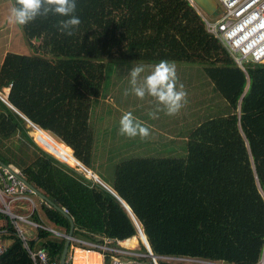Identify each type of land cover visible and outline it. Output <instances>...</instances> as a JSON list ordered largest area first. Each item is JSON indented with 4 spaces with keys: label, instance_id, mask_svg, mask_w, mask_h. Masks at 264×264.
Instances as JSON below:
<instances>
[{
    "label": "trees",
    "instance_id": "trees-1",
    "mask_svg": "<svg viewBox=\"0 0 264 264\" xmlns=\"http://www.w3.org/2000/svg\"><path fill=\"white\" fill-rule=\"evenodd\" d=\"M76 5L81 23L74 35L57 27L70 17L38 16L20 25L30 54L8 53L0 68V92L10 88L8 101L24 117L0 101V161L23 172L28 184L62 211L33 189L30 196L40 209L30 221L67 234L66 210L73 237L131 238L126 245L134 248L136 229L117 196L55 157L95 170L104 154L97 129L103 127L97 124L102 98L114 95L118 86L109 93L111 61L123 65V73L134 65L148 69L146 63L153 69L160 60L205 64L227 113L191 130L183 157L121 161L110 185L143 225L156 256L225 264L264 261V62H245L241 68L208 32L204 16L216 19L202 11L203 16L190 0H76ZM158 107L163 108L157 102L147 110ZM32 132L54 157L37 145ZM0 231V264H41L25 241L59 263L65 237L40 228L35 238L24 232V240L13 223ZM76 252L73 264H102L99 253Z\"/></svg>",
    "mask_w": 264,
    "mask_h": 264
},
{
    "label": "rangeland",
    "instance_id": "rangeland-1",
    "mask_svg": "<svg viewBox=\"0 0 264 264\" xmlns=\"http://www.w3.org/2000/svg\"><path fill=\"white\" fill-rule=\"evenodd\" d=\"M14 6V0H0V58L4 52V45L12 50L16 49L18 54H30L29 46H26L24 42L25 37L23 29L19 24L8 22L10 11ZM35 43L38 44L37 42ZM146 65L149 67L148 69L145 68V71L141 73L138 78V83L142 82L143 78L149 75L153 70L151 69V64L146 63ZM120 66L123 65L114 61H111L109 64V70L112 71V77L109 80V93H112L115 87L118 86L114 95H108L106 99L102 98L103 101L106 100V102L103 103L104 109L102 111L101 107H99L101 116L97 120V124L103 126L102 129L96 124L98 126L97 129H100V140L98 144L101 143V145H99L100 150L104 154L96 159L97 166L95 170L92 171L99 174L101 179H104L109 184L115 179L116 165L121 161L131 158H179L185 156L186 149L183 148V143L187 142L188 133L191 130L193 131L197 125L210 118L225 115L229 109L225 99L215 89L213 81L206 75L204 71L205 64L180 63L175 65L178 77L177 88H179L180 84H183L184 90L187 92V102L177 114L169 116L166 115L164 111H158V118L153 119L149 116V113L157 110H147L146 103L151 101V106H153L157 103V100L147 94L143 99L138 98L131 90L130 72L125 71V73H123L124 69H119ZM135 66L137 65H134V67ZM125 91L128 92L127 95H125ZM126 112H131L136 119L147 126L150 135L145 138H141L139 135L134 138L121 135L119 132V121ZM97 115L96 118H98ZM35 134L34 132L30 133V136L33 137L34 140L36 138ZM53 138L59 141L56 137ZM37 145L44 150L39 143H37ZM44 151L47 152L46 150ZM108 152L110 154H108ZM57 160L74 170L77 169V171L84 173L86 177L90 176V173L85 169H80L75 165H68L58 158ZM88 178L95 180V178L91 176ZM35 200L37 203L39 202L36 196ZM0 207L2 208L1 203ZM39 209L38 204H35L33 207L31 203L26 201L15 202L12 205V212L23 217H29L33 212L39 211ZM11 223V217L2 214L0 217V230L7 229ZM20 225L25 234L31 238L36 237V228L29 224L20 223ZM136 236L138 237V232H136ZM143 240L145 241V239ZM141 242V239L138 237V244L135 247H138L137 251L145 253L143 243ZM116 244L117 243L114 245ZM124 244L126 245V241ZM127 245L132 248L128 243ZM120 257L124 258V256L121 255ZM126 258L129 257L126 256ZM187 263L194 264L199 262Z\"/></svg>",
    "mask_w": 264,
    "mask_h": 264
},
{
    "label": "built area",
    "instance_id": "built-area-1",
    "mask_svg": "<svg viewBox=\"0 0 264 264\" xmlns=\"http://www.w3.org/2000/svg\"><path fill=\"white\" fill-rule=\"evenodd\" d=\"M221 7V15L216 18L215 21L204 20L207 24L208 32L218 37L231 55L235 58L236 62L243 68L245 62H263L264 61V0H217ZM33 192V188L28 184L23 172L17 170L14 167L0 165V213L10 216L12 223L18 228L20 235L24 240V230L21 228L20 223L31 224L34 228L44 229L52 232L54 235H61L65 238L67 234L61 233L53 227L46 226L41 223L30 221V217H23L16 215L12 212V205L19 201H28L35 206L34 200L30 194ZM64 214H67L66 210H63ZM1 232V231H0ZM69 243H75L70 255L67 256V260H70L72 264V256L76 250H82L78 247V244H87L93 248L101 250L103 252L104 259L108 254L115 256L116 260L113 264H159L157 257L148 253H132L128 249L118 248L121 244L119 239L106 238L104 243L87 242L82 239L69 237ZM117 243L116 245H114ZM31 257L37 263L38 260L41 264H59L54 260H51L47 253L42 249H31L28 245V241L24 242ZM3 249L0 244V254ZM89 252H96L89 250ZM97 253V252H96ZM138 257L127 260H121L116 257L117 254H131ZM102 256V255H101ZM151 258L150 261H143L139 258ZM171 259V258H170ZM179 260L187 261L184 258H178ZM207 264H214L212 262H205ZM38 264V263H37ZM102 264H104L102 257ZM262 264V263H260Z\"/></svg>",
    "mask_w": 264,
    "mask_h": 264
},
{
    "label": "clouds",
    "instance_id": "clouds-1",
    "mask_svg": "<svg viewBox=\"0 0 264 264\" xmlns=\"http://www.w3.org/2000/svg\"><path fill=\"white\" fill-rule=\"evenodd\" d=\"M16 5L17 6H14L10 11V15L8 17L9 23L26 25L29 22L35 20L38 16L47 17L50 13L55 14V15L70 17L69 19L59 21L58 26H57L59 31H61L62 33L69 35V36L75 34V30L78 28V26L81 23L80 18L78 16L74 15L76 8H77L76 0H16ZM196 7H197L199 12H202L198 6H196ZM10 53H12V52H10ZM16 54H18V53H16ZM19 54H21V53H19ZM144 71H145V68L143 65H137V66L131 68V70H130V77H131L130 83L132 86V89H131L132 92L138 98L143 99L145 97V95L147 94V95L154 97L157 100L158 104L163 105L162 109L158 107L157 111L150 112L149 116L152 117L153 119L158 118L157 117L158 111H164L165 114L169 115V116H173V115L177 114L180 111V109L184 106V104L187 102V92L184 90L183 84H180L179 88H177L178 77H177V73H176L175 64L171 63L167 60H160L154 66V68L150 72V74L145 76L143 78L142 82L138 83V78L140 77L141 73H143ZM6 89H10V88H6ZM6 92H8V91H6ZM0 94H2V93L0 92ZM5 94L4 95L2 94V96L5 97ZM127 94H128V92L125 91V95H127ZM10 108L15 112L13 107H10ZM15 113H17V112H15ZM19 115L21 116V114H19ZM119 123H120L119 132L121 135H125L129 138H134L137 135H139L141 138H145V137L150 135L149 128L147 126L143 125L138 119H136L132 115L131 112L124 113L122 115ZM78 163L79 164L77 166L80 169H85L88 173H90V176L93 177L91 175V172H94V171L87 168L80 161ZM90 176H88V177H90ZM96 177L97 178H95V182L98 183L100 186H102L104 188H107V187L109 188V186H111L104 179H101L99 174H96ZM108 190L110 191V189H108ZM134 220L135 221H133V219H132V222L135 226L136 232H138L139 239H141V241H142L141 243H143L144 252L157 257L158 263H159V259H167V260H171V261H181L178 258H184V257L156 256L152 252V250H151L152 248L149 249L145 245V241L142 238L143 233H145L144 228H143V225L140 223V221L135 216V214H134ZM140 227H141L143 233L138 231L139 230L138 228H140ZM134 236H136V235H134ZM106 238H108V237H104V238L102 237V239H100L98 241L97 240H87L85 238L82 240L87 241V242H93V243H104ZM128 239H130V238H128ZM119 240L121 241V244H119L117 246L118 248H121V249L126 248L132 253L141 254V252L137 251L138 247L130 248L128 245L124 244V242L127 239H125V240L119 239ZM74 245H76V244L75 243H69L66 258L69 255V251H70V253L72 252ZM78 247L81 248L82 249L81 251H84V252L89 251V250H94L97 253L101 254L103 257V260H104V264H113L114 261L116 260L115 256H112L110 254H108L107 257L104 259L103 252L101 250H98L96 248L91 247L90 245L78 244ZM132 253L131 254H117L116 257L121 259V260L138 258V257L132 255ZM120 255L124 256V258H121ZM126 256L129 258H126ZM139 259H142L143 261H146V260L150 261L151 260V258H142V257ZM184 259L187 260V261L183 260V262H185V263H187V262H199V263H194V264H207L205 262H212L214 264H225V263H221V262H213L210 260H200V259H191V258H184ZM260 263L264 264L263 259H261L256 264H260ZM65 264H66V261H65ZM189 264H191V263H189Z\"/></svg>",
    "mask_w": 264,
    "mask_h": 264
},
{
    "label": "water",
    "instance_id": "water-1",
    "mask_svg": "<svg viewBox=\"0 0 264 264\" xmlns=\"http://www.w3.org/2000/svg\"><path fill=\"white\" fill-rule=\"evenodd\" d=\"M191 2H193L195 4V6H198L201 11H203L208 17L212 18V19H216L217 17H219L221 15V7L218 3L217 0H191ZM9 91L10 89L8 90V92L5 94V97L2 96L0 94V101L6 103L7 106L9 107H12L11 103L8 101V95H9ZM3 99V100H1ZM15 110V109H14ZM15 112L18 113V111L15 110ZM19 114V113H18ZM22 117V116H21ZM34 127V130H37V126L33 125ZM73 155H74V152H73ZM54 157V156H53ZM57 159V157H55ZM78 161V160H77ZM79 162V161H78ZM0 165H3V166H6L2 161H0ZM91 175L94 177V178H97L96 177V174L95 172H91ZM34 190L35 192L40 196V198L44 201H46V203H48L49 205H51L56 211H61V209L56 205L54 204L49 198L48 196H46L43 192L39 191L38 189H36L34 186L30 185ZM108 188V187H107ZM110 189V187L108 188ZM110 191L117 196V200L119 203H121V205L124 207V209L127 211L128 214H130L131 218L134 220V214L132 213L130 207L128 206V204L126 202H124L120 196L117 194V192L115 190H112L110 189ZM70 222V230L68 232V237L66 238L65 240V243H64V246H63V250H62V253H61V256H60V259H59V264H65V259H66V254H67V250H68V246H69V242H70V238L71 235H72V231H73V220L67 215V214H63ZM141 233L142 232V229L141 227L138 228ZM145 245L151 249V246L148 242V239H147V236L145 234ZM152 250V249H151ZM153 252V251H152ZM263 259V258H262Z\"/></svg>",
    "mask_w": 264,
    "mask_h": 264
},
{
    "label": "crops",
    "instance_id": "crops-1",
    "mask_svg": "<svg viewBox=\"0 0 264 264\" xmlns=\"http://www.w3.org/2000/svg\"><path fill=\"white\" fill-rule=\"evenodd\" d=\"M3 50H4V52H3V55L1 56V58H0V67H1V65H2V63H3V61H4V59H5V57H6V55L8 54V53H10V52H12V53H17V50L15 49V50H12V49H10V48H8V47H6L5 45L3 46ZM9 89H6V91H8ZM7 93V92H6ZM3 100V99H2ZM146 106L147 107H150V105H149V102H147L146 103ZM152 109V108H151ZM154 109V108H153ZM155 110V109H154ZM35 141V140H34ZM109 185V184H108ZM111 187V186H110ZM112 188V187H111ZM113 189V188H112ZM39 198H40V196H39ZM41 199V198H40ZM133 237H135V236H133ZM131 239V238H130ZM127 240H129V239H127ZM126 240V241H127ZM77 252H74L73 253V255H71L72 256V263H73V261H74V257H75V254H76ZM104 261V260H103Z\"/></svg>",
    "mask_w": 264,
    "mask_h": 264
},
{
    "label": "bare ground",
    "instance_id": "bare-ground-1",
    "mask_svg": "<svg viewBox=\"0 0 264 264\" xmlns=\"http://www.w3.org/2000/svg\"><path fill=\"white\" fill-rule=\"evenodd\" d=\"M63 144V143H62ZM64 145V144H63ZM65 147H68L67 145H64ZM69 148V147H68ZM69 149H71V148H69ZM71 151H72V149H71ZM103 184V183H102ZM110 187V186H109ZM110 189H112L111 187H110ZM112 190H114V189H112ZM140 225V224H139ZM141 226V225H140ZM143 234H145V233H143ZM145 236V235H144Z\"/></svg>",
    "mask_w": 264,
    "mask_h": 264
}]
</instances>
